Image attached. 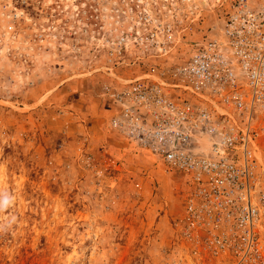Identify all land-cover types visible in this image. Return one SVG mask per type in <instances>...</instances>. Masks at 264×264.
Instances as JSON below:
<instances>
[{"label": "rangeland", "instance_id": "obj_1", "mask_svg": "<svg viewBox=\"0 0 264 264\" xmlns=\"http://www.w3.org/2000/svg\"><path fill=\"white\" fill-rule=\"evenodd\" d=\"M217 1L0 0V264H232L190 259L181 178L111 126L102 88L139 73L130 58L145 45L130 33L184 46ZM146 11L156 22L143 26Z\"/></svg>", "mask_w": 264, "mask_h": 264}, {"label": "built area", "instance_id": "obj_2", "mask_svg": "<svg viewBox=\"0 0 264 264\" xmlns=\"http://www.w3.org/2000/svg\"><path fill=\"white\" fill-rule=\"evenodd\" d=\"M215 7L214 22L184 46L171 34L130 33V44L145 45L130 58L139 73L102 88L117 108L111 126L163 173L181 178L174 222L190 259L262 264L264 0ZM151 22L146 11L140 23ZM175 53L184 58L172 63ZM153 55L165 58L150 64Z\"/></svg>", "mask_w": 264, "mask_h": 264}, {"label": "crops", "instance_id": "obj_3", "mask_svg": "<svg viewBox=\"0 0 264 264\" xmlns=\"http://www.w3.org/2000/svg\"><path fill=\"white\" fill-rule=\"evenodd\" d=\"M116 112H117V108L116 109H114L113 110V108L112 109H110V110H107L106 111V114H108V113H111V116H110V118H112L115 114H116ZM118 132V131H117ZM119 133V132H118ZM121 136H123L121 133H119ZM123 139L124 140H126V141H128L124 136H123ZM129 142V141H128ZM131 145V144H130ZM132 147L133 148H135L133 145H132Z\"/></svg>", "mask_w": 264, "mask_h": 264}]
</instances>
